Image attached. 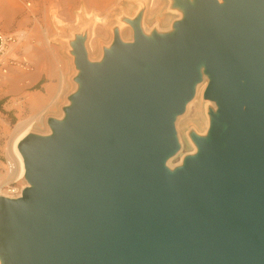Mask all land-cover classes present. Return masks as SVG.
<instances>
[{
    "label": "water",
    "instance_id": "1",
    "mask_svg": "<svg viewBox=\"0 0 264 264\" xmlns=\"http://www.w3.org/2000/svg\"><path fill=\"white\" fill-rule=\"evenodd\" d=\"M172 33L74 46L79 90L49 136L18 148L26 180L0 196L1 264H264V0H176ZM202 64L218 105L175 172L174 118Z\"/></svg>",
    "mask_w": 264,
    "mask_h": 264
},
{
    "label": "crops",
    "instance_id": "2",
    "mask_svg": "<svg viewBox=\"0 0 264 264\" xmlns=\"http://www.w3.org/2000/svg\"><path fill=\"white\" fill-rule=\"evenodd\" d=\"M130 6L135 8L129 10ZM7 7V21L0 26L5 32H23L24 37L9 48L13 61L0 64L2 125L5 113L14 119L31 116L52 95L64 94L65 79L77 69L78 40H83L87 57L90 42L102 48L100 59L91 61L100 62L116 36L133 42L134 22L149 38L170 34L177 22L173 12L162 9V1L154 0H11ZM163 13L172 17L163 20Z\"/></svg>",
    "mask_w": 264,
    "mask_h": 264
},
{
    "label": "rangeland",
    "instance_id": "3",
    "mask_svg": "<svg viewBox=\"0 0 264 264\" xmlns=\"http://www.w3.org/2000/svg\"><path fill=\"white\" fill-rule=\"evenodd\" d=\"M11 0H0V25L4 21V11L6 10V3ZM24 0H21L23 2ZM162 1V9L170 10L175 15L177 21H180L183 18V8L179 5H176V0H154ZM193 3V0H189ZM131 2V1H130ZM220 4L224 3V0H218ZM170 4V6H169ZM134 6H130L129 10H132ZM123 8H127L124 6ZM135 8V7H134ZM163 17V18H162ZM165 13L161 15V18L165 20ZM7 25V24H6ZM4 31L3 27L0 26V30ZM8 31V30H5ZM20 32V31H19ZM172 33V32H171ZM94 41V39H93ZM94 42H90L89 54L87 59L91 62L92 60H99V55L102 50L99 46H95ZM10 55L7 54L4 57L5 59H10ZM79 70L73 69L70 72L69 78L64 81V94L60 96L52 95L46 104L41 108L37 109L30 115H22L17 119L11 118L10 114L5 113L6 124L2 125L0 123V184L4 180L3 177L11 170V158L6 150V146L10 140L11 134L15 126L24 121H33V127L31 134L38 136H49L52 134V129L49 125V121L54 119L61 121L66 116L65 109L72 104L71 96L78 92L79 82L76 80ZM199 80L194 84L193 93L190 99L184 104L183 110L177 114L174 118V130L175 138L177 143L176 150L171 154L177 153L179 150L181 154L176 156L171 163H164L165 168L169 172H175L177 169L181 168L184 165V162L187 158L194 157L199 152V146L197 143L198 139L206 140L209 138L210 128L213 121V114L218 113V105L215 101L207 99L204 97V92L209 83V74L206 73L205 67L202 64L199 71ZM180 142V145H179ZM182 144V145H181ZM181 146V147H180ZM170 155V156H171ZM30 186V183L26 180V177L23 176L19 180L9 181V184L1 187L2 196L16 198L17 194L26 187ZM22 193V192H21ZM10 195V196H9Z\"/></svg>",
    "mask_w": 264,
    "mask_h": 264
},
{
    "label": "bare ground",
    "instance_id": "4",
    "mask_svg": "<svg viewBox=\"0 0 264 264\" xmlns=\"http://www.w3.org/2000/svg\"><path fill=\"white\" fill-rule=\"evenodd\" d=\"M0 7H1V9L3 8L2 5H0ZM7 9H8V7H7V3H6V10L4 12H7ZM17 34L20 35V39H23V37H24L23 32H17ZM32 123H33V121L20 122L15 126V128L12 131L10 140L6 146V150H7L8 154L10 155V158L12 161L11 162L12 166L10 168L11 170L7 173V175L5 177H3L4 180L1 182L0 188L3 187V185L4 186L8 185L9 181L21 179L26 174V168H25V164H24L23 154L19 150L18 146H19L20 142L27 135L31 134L32 127H33ZM179 145H180V142H179ZM180 154H181V151L179 150L177 153L167 157L164 160L165 164L171 163L174 160V158H176V156H178ZM0 180H2V178H0ZM20 190H22V188ZM20 194L21 193H19L18 196H20ZM2 195L3 194L1 193V190H0V196H2ZM0 264H1V260H0Z\"/></svg>",
    "mask_w": 264,
    "mask_h": 264
},
{
    "label": "built area",
    "instance_id": "5",
    "mask_svg": "<svg viewBox=\"0 0 264 264\" xmlns=\"http://www.w3.org/2000/svg\"><path fill=\"white\" fill-rule=\"evenodd\" d=\"M20 40V35L17 34V32H5L0 30V64L4 61V57L8 54L10 46ZM10 60L13 61L12 59ZM21 192L22 190H20L19 193ZM18 194L17 197H19Z\"/></svg>",
    "mask_w": 264,
    "mask_h": 264
},
{
    "label": "trees",
    "instance_id": "6",
    "mask_svg": "<svg viewBox=\"0 0 264 264\" xmlns=\"http://www.w3.org/2000/svg\"><path fill=\"white\" fill-rule=\"evenodd\" d=\"M3 104H4V102L3 101H0V111H2V112H4V110H3Z\"/></svg>",
    "mask_w": 264,
    "mask_h": 264
}]
</instances>
